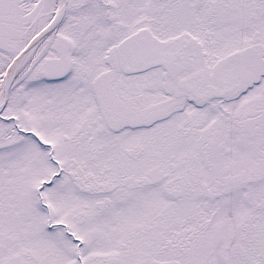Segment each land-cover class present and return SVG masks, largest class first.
<instances>
[{"label":"snow or ice","instance_id":"1","mask_svg":"<svg viewBox=\"0 0 264 264\" xmlns=\"http://www.w3.org/2000/svg\"><path fill=\"white\" fill-rule=\"evenodd\" d=\"M0 264H264V0H0Z\"/></svg>","mask_w":264,"mask_h":264}]
</instances>
